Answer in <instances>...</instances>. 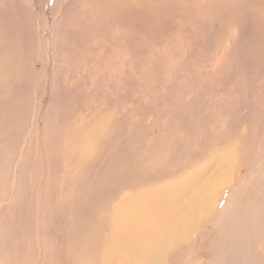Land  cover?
<instances>
[{"label": "rangeland", "instance_id": "1", "mask_svg": "<svg viewBox=\"0 0 264 264\" xmlns=\"http://www.w3.org/2000/svg\"><path fill=\"white\" fill-rule=\"evenodd\" d=\"M0 125V258L59 264L53 226L91 221L143 153L190 182L224 150L240 181L212 214L234 229L207 218L171 264H264V0H0Z\"/></svg>", "mask_w": 264, "mask_h": 264}, {"label": "bare ground", "instance_id": "2", "mask_svg": "<svg viewBox=\"0 0 264 264\" xmlns=\"http://www.w3.org/2000/svg\"><path fill=\"white\" fill-rule=\"evenodd\" d=\"M6 71L8 70L6 69ZM8 72L10 73V71ZM128 134L130 135V133ZM129 135L128 137L131 136ZM91 136L93 135L91 134ZM103 136L104 133L98 135L96 139L99 140ZM153 143H155V141ZM169 145L170 144L167 145V148L170 147ZM158 153L159 152L151 155L143 153L142 156L139 158L137 157L135 161L132 162V167H129L128 165L123 166V176H125L124 180L122 179V182H120L122 186L121 189H123V191L117 199L112 200L108 197L110 195H108L107 200L103 201L105 192L102 193L100 190H94V192L86 196L85 199H87V204L88 200L91 202L98 199L96 204L97 208L96 205L92 208L88 205L87 214L89 215V218H92L91 221L89 219V222L86 224H67L61 225L60 227L53 226V232H61L67 236L63 237L66 238V240H60L58 242V246L55 248L57 257H59V264H171L173 262V260L171 262V250H176L181 247L182 244L190 241L195 232L201 231L199 230V228H201L200 224L202 225L207 222V218H212L213 220L217 217V221L213 220L214 222H212V226L219 225V232L221 229L223 230V228H225L226 231L234 229L227 225L223 226L220 223L223 215L228 212L221 210L217 216L212 214L218 208L216 202L219 199L222 187L232 189V185L237 184L234 182L240 181L237 178L232 180V176L234 175L233 167L228 163L233 162V158L224 150H212L208 153L211 172L207 175L208 171H206V168L207 170L209 169L205 164L197 167L193 165L195 167L192 169L193 173L191 172L187 174V176H192V180L190 182H186L178 181L173 178L175 168L172 170L169 164L173 161H160L162 158L160 157L161 154L159 156ZM167 153L169 152L167 151ZM4 156L6 155L4 154ZM129 156L130 155L126 156V160ZM157 156L160 160L157 159ZM155 160L160 163L158 166L155 165ZM0 166L2 165L0 164ZM0 172H2V169ZM229 174H232V176H229ZM204 175H207V177L201 181ZM224 175H226V178ZM161 179L165 180L159 184ZM237 192L238 190H236L235 193L231 190L230 195L226 199V208L230 205L228 201H235L234 195L236 196ZM3 196L4 193H0V199ZM239 199L241 198L239 197ZM99 200H101V202H99ZM114 202L116 204L110 209L109 204H113ZM78 205L79 204L76 206ZM228 210L229 209H227V211ZM233 213L231 212V216H234L235 219H237L239 214L237 215V213ZM57 218L59 217L57 216ZM42 227L43 225L38 224L36 228L39 240L40 236H42V233L44 232ZM3 228L4 229L0 227V243L2 241L1 237L3 231L4 235L18 232L13 224ZM202 235H200V237ZM239 235L241 234L239 233ZM71 236H73L71 238L72 240L69 239ZM194 238L195 237H193V239ZM198 241V238H196L191 247H194ZM1 247H3V251L5 250V252L7 251V253H10V249H14L18 246L13 245L8 247L1 243ZM238 247H240V245H238ZM223 250L225 251V247ZM0 254H3L1 249ZM18 259L20 260L19 257ZM241 261L246 263L244 260H239L238 262L240 263ZM0 264H26V259H24L23 262H19L18 260L14 261L13 259L11 260V256H8L7 254V256H1ZM42 264H46V262L43 261ZM50 264H53L52 260L50 261ZM229 264L234 263L229 262Z\"/></svg>", "mask_w": 264, "mask_h": 264}]
</instances>
